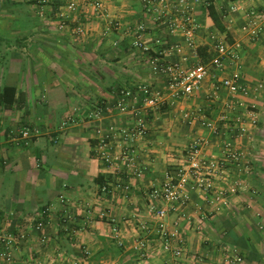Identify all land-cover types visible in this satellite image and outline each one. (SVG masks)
Instances as JSON below:
<instances>
[{
  "label": "crops",
  "instance_id": "obj_1",
  "mask_svg": "<svg viewBox=\"0 0 264 264\" xmlns=\"http://www.w3.org/2000/svg\"><path fill=\"white\" fill-rule=\"evenodd\" d=\"M48 1L41 6L35 0H0V227L28 235L14 248L12 264H264V33L250 40L240 32L246 11L263 10L264 0H198L192 8L198 24L195 52L183 35L168 37L182 46L173 59L184 67L212 58L215 34L241 43V83L249 93L238 97L242 105L229 117L244 116L245 105L253 107L257 121L244 135L231 120L219 121L232 96L218 82L207 77L199 92L174 99L166 77L151 71L146 54L125 41L113 46L118 33L109 32L106 19H93L88 34L78 37L71 31L75 24L59 30L55 19L72 0ZM103 1L125 25L145 23L148 44L167 36L144 13L141 0ZM234 5L238 10L231 12ZM78 20L84 21L80 9ZM138 84H151L169 103L148 117L146 133L127 142L120 131L134 127L136 112L119 111L117 89ZM4 87L16 89L12 105L1 99ZM185 113L206 118L217 133L187 122ZM26 127L39 134L20 137ZM198 137L217 157L231 144L249 166L234 172L241 185L228 204L209 206L201 194L191 193L189 205L171 209L167 222L179 221L187 239L185 257L176 259L160 250L146 193L165 180ZM126 142L136 148L133 166L140 174L119 162L108 167L102 159L103 150L118 156ZM106 183L108 193L102 191ZM44 210L50 221L46 245L35 229ZM139 223L148 225V236ZM139 234L150 240L146 258L137 251ZM234 252L241 262L231 257ZM0 264L8 263L0 256Z\"/></svg>",
  "mask_w": 264,
  "mask_h": 264
},
{
  "label": "built area",
  "instance_id": "obj_2",
  "mask_svg": "<svg viewBox=\"0 0 264 264\" xmlns=\"http://www.w3.org/2000/svg\"><path fill=\"white\" fill-rule=\"evenodd\" d=\"M35 1L41 6L49 2L48 0ZM81 1L82 5L76 0H72L55 13L56 25L59 30H66L72 24H75L71 27L72 33L75 36L84 37L88 34V25L93 19H106L109 32L118 33V40L114 41L113 46L117 47L125 41L130 48L146 54L151 71L156 75L166 77V89L172 98H189L199 92L202 89L204 80L210 77L232 96L231 101L227 104L228 111L220 115L219 121L231 120L234 122L233 126L237 132L243 135L248 132L249 124L254 125L256 123L255 111L252 106L250 108L248 105L243 106L244 116L239 114L232 119L229 117V111H234L242 105L236 102L238 97L240 95L247 96L249 93L248 89L241 83L240 42L231 43L226 34H215L212 37L211 47L214 54L208 62L198 61L184 67L182 61L173 59L175 53L182 51V46L173 43L168 37L177 34L183 35L186 47L195 52L194 38L198 24L192 8L198 0H141L144 13L152 18L159 30H164L167 33L166 37L153 38L152 44L147 42L150 28L145 23L138 22L134 25H125L121 15L111 14L103 0ZM79 9L84 21L78 20ZM237 10L238 6L235 5L230 8L231 12ZM240 32L250 40H258L264 33V9L252 8L246 11L245 21L240 28ZM117 94L116 107L120 112L127 113L130 111L129 109L136 112L134 127L130 130L123 129L120 131L126 141L146 133L148 130V117L164 109L169 103L164 94L156 90L151 84H138L132 87L120 88L117 89ZM213 97L216 99L219 97L216 90ZM184 117L189 123L200 122L202 126L214 134L218 131L212 122L204 117L200 118L201 116L198 114L185 113ZM68 120L74 122L71 117ZM19 134L20 137L27 139L31 135H38L39 130L26 127ZM101 142V148H104L106 143L104 140ZM127 142L115 158H112L106 150H103L102 159L108 167H114L115 162H119L123 164L126 170L130 169L133 174H140V171L134 169L133 166L136 148L127 144ZM207 146L208 141L204 138L198 137L192 140L183 150L182 161L168 172L165 180L160 185L153 186L146 193L148 211L156 218L155 231L158 236L157 242L160 250L162 253L172 254L176 259L185 257L187 239L181 230L179 221L173 225H169L167 222L171 209L176 206L189 205L192 202L191 193L201 194L209 206L218 207L228 204V199L238 193L241 185L239 179L233 176L234 172L237 173L238 170H241L243 165L249 166V163H246L241 154L234 150L229 143L223 147L222 156L220 157L209 154ZM233 169L235 171H232ZM102 191L109 192L107 183L102 186ZM193 207L197 210L201 209L198 204H194ZM46 213V210H44L41 213V219L35 224L42 245L49 242L46 229L49 227L50 221L45 217ZM139 225L144 233L149 232L147 224L139 223ZM147 236L139 234L137 238V251L141 258L148 257L151 248ZM27 237V234L15 236L0 227V244L2 246L0 256L8 264H12L14 262V248L21 241L26 240ZM84 252L89 254L88 250ZM231 257L236 262L242 261V257L238 252H234Z\"/></svg>",
  "mask_w": 264,
  "mask_h": 264
},
{
  "label": "trees",
  "instance_id": "obj_3",
  "mask_svg": "<svg viewBox=\"0 0 264 264\" xmlns=\"http://www.w3.org/2000/svg\"><path fill=\"white\" fill-rule=\"evenodd\" d=\"M209 15L213 19L215 25L219 29L223 30L224 27H223L217 13L215 12L214 8L209 7ZM15 95H16V89L15 88L4 87L3 91L1 93V99H2L3 103H5L6 105H12L15 102Z\"/></svg>",
  "mask_w": 264,
  "mask_h": 264
}]
</instances>
